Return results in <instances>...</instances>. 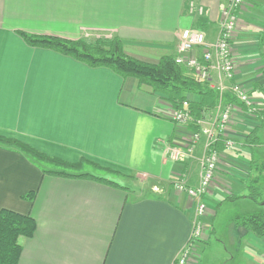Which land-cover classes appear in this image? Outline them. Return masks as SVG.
I'll use <instances>...</instances> for the list:
<instances>
[{
  "label": "crops",
  "instance_id": "0c3cea01",
  "mask_svg": "<svg viewBox=\"0 0 264 264\" xmlns=\"http://www.w3.org/2000/svg\"><path fill=\"white\" fill-rule=\"evenodd\" d=\"M188 1L0 0V137L21 140L76 168L70 172L75 175L57 173L62 171L57 163L0 141V208L30 214L37 223L32 236L20 238L19 264H174L189 247L188 264H198L222 202L249 197L257 143L245 142L252 128L264 126V0H245L232 39L236 80L261 112L248 114L239 103L242 110L228 136L242 145L225 149L219 143L218 173L205 195L197 239H192L196 201L174 182L183 176L198 185L208 140L202 129L216 123L230 100L205 112L204 124L197 126L200 141L175 161L168 147L184 145L196 126L173 120L175 107L165 95L110 67L33 46L21 34L72 40L117 35L129 55L155 63L177 53L184 28L198 27L208 40L218 37L226 0H195L205 7L201 16L187 12ZM212 78L220 83L216 73ZM223 84V94L236 101L229 80ZM31 191L35 196L27 199ZM233 235L230 259L264 264V236L245 227Z\"/></svg>",
  "mask_w": 264,
  "mask_h": 264
},
{
  "label": "trees",
  "instance_id": "16d2710c",
  "mask_svg": "<svg viewBox=\"0 0 264 264\" xmlns=\"http://www.w3.org/2000/svg\"><path fill=\"white\" fill-rule=\"evenodd\" d=\"M21 34L33 46L51 48L73 56L89 65L110 67L122 76L136 77L140 83L150 87L151 90L165 95V99L175 108L181 107L183 101L187 100L192 113L197 117H204L205 112L213 111L212 109H215L220 103V98L221 100H231V97L227 94L221 95L217 90L211 88L209 82L196 79L189 68L176 62L173 54H165L155 63L129 55L125 51L123 39L117 35L99 38L92 42L83 38L72 40L57 35L30 32H21ZM261 43L264 45V30ZM189 95L197 98L191 99ZM260 112L257 111L258 114ZM191 124L196 126L195 130H198L197 124ZM258 129L257 126L249 131L245 142L246 145L251 146L252 143H258ZM0 141L15 144L30 155L43 160H49L53 163H64L66 166L75 167V164L51 158L21 140L0 137ZM222 141L224 140L219 138L216 142L218 149L224 147V145H222L223 147L219 145ZM57 173L75 175L65 170ZM249 187L250 191L247 195L256 199L260 193L256 192L254 194L252 192V184H249ZM34 196L35 193L31 191L26 195V198L33 199ZM237 222L248 230L255 232L258 236H264V212L238 218ZM36 226V220L30 214L19 213L8 208H0V264H19L22 252L20 238L32 236Z\"/></svg>",
  "mask_w": 264,
  "mask_h": 264
},
{
  "label": "built area",
  "instance_id": "2783aa9c",
  "mask_svg": "<svg viewBox=\"0 0 264 264\" xmlns=\"http://www.w3.org/2000/svg\"><path fill=\"white\" fill-rule=\"evenodd\" d=\"M244 4L245 0H226L221 10L218 37L214 40H208L204 31L198 27L190 26L182 29L177 53L175 54L177 63L189 68L199 81L209 82L210 87L217 90L221 95L227 87L223 84L224 79L229 80L233 97L236 98V101L226 102L214 125H207L208 127L204 126L202 129L207 134L208 140L206 152L202 158V170L198 185H190L183 176L178 177L174 182L178 191L191 196L196 201V217L193 223L192 239H197L202 235L204 224L201 217L207 209L205 195L218 173L222 152L221 149L216 147V142L219 138H222L225 149L240 145V142L238 143L234 138L228 136V130L236 111H241L242 106L245 109L247 108L248 114H255L259 111L244 85L236 80V63L232 50V39L237 28L239 11ZM187 5L189 14L204 15L205 7L203 4L195 0H189ZM213 73H216L219 78L220 83L217 85L213 83ZM239 103H242V106ZM218 106L219 104L216 107ZM172 119L181 124L195 123L200 126V129L201 125L204 124V117L195 116L187 100L183 101L181 107L174 108ZM200 129L193 131L191 137L184 142V145H170L167 151L168 157L178 161L184 158L186 152L193 151L202 136V130ZM189 257L190 247L183 251L174 264H188Z\"/></svg>",
  "mask_w": 264,
  "mask_h": 264
},
{
  "label": "rangeland",
  "instance_id": "374dc122",
  "mask_svg": "<svg viewBox=\"0 0 264 264\" xmlns=\"http://www.w3.org/2000/svg\"><path fill=\"white\" fill-rule=\"evenodd\" d=\"M108 37L113 36H109L107 34H90L89 36L81 38L93 42L96 39ZM144 50L146 52L153 51V53L154 51H157L156 49L153 50L150 48H145ZM146 52L144 53L148 54ZM257 135L258 143L253 147L255 152V158L252 166L253 180L249 184L253 185L252 192L254 194H256V192L260 194L258 196L256 195V199L248 197L234 201L227 199L222 202L219 209H217L218 214L215 216L216 231L211 234L209 243L207 244L206 250L204 251V258L201 260V263L198 264H222L223 262L227 264H236L235 257H232L230 259L231 256H235V250L233 249V234H237L238 229L242 228L243 226L237 222L238 218L240 217L236 218V221H234V219L232 218L242 212H264V126L257 132ZM47 161L49 160H46V163L50 164ZM54 166L68 172H76V168H70L71 166H66L65 164L57 163ZM98 171L101 172V170ZM112 178H114L118 182H120V180H123L121 177L114 175H112ZM248 190L250 191V187ZM235 222L239 226H237ZM235 236L237 237V235ZM226 245L228 247L230 246V250H226ZM227 258H229V260H226Z\"/></svg>",
  "mask_w": 264,
  "mask_h": 264
},
{
  "label": "bare ground",
  "instance_id": "6f19581e",
  "mask_svg": "<svg viewBox=\"0 0 264 264\" xmlns=\"http://www.w3.org/2000/svg\"><path fill=\"white\" fill-rule=\"evenodd\" d=\"M205 223V222H204Z\"/></svg>",
  "mask_w": 264,
  "mask_h": 264
}]
</instances>
